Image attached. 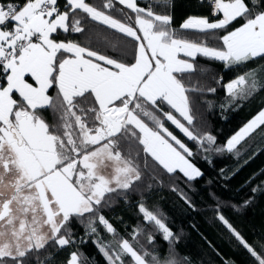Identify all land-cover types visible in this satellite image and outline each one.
<instances>
[{
    "label": "snow or ice",
    "instance_id": "6c2138e0",
    "mask_svg": "<svg viewBox=\"0 0 264 264\" xmlns=\"http://www.w3.org/2000/svg\"><path fill=\"white\" fill-rule=\"evenodd\" d=\"M168 3L63 0L61 7L59 0H0V264H48L52 257L41 260V250L85 244V237L105 264H190L175 252L180 236L167 216L143 192L142 222L129 238L103 210L117 198L127 202L146 177L158 179L156 171L182 175L190 185L204 175L197 157L211 165L214 155L239 160L247 152L246 142L264 128V107L221 145L198 126L192 94L215 95L222 86L221 112L238 109L264 87L256 70L227 82L212 75L210 83L193 85L192 76L208 75L198 58L221 62L225 70L264 58V0H207L210 16H189L179 29L170 14L154 10ZM61 32L84 39L54 38ZM228 171L221 168L220 176L229 179ZM171 190L194 208L178 184ZM251 191L253 197L231 206L248 207L264 182ZM209 195L214 219L254 264H264V243H250L223 214L224 203ZM73 221L84 227L79 241ZM101 227L112 239L105 240ZM157 235L169 245L167 256L159 254ZM63 264H85V257L72 251Z\"/></svg>",
    "mask_w": 264,
    "mask_h": 264
},
{
    "label": "trees",
    "instance_id": "16d2710c",
    "mask_svg": "<svg viewBox=\"0 0 264 264\" xmlns=\"http://www.w3.org/2000/svg\"><path fill=\"white\" fill-rule=\"evenodd\" d=\"M22 2V0H17ZM61 7L63 0H59ZM95 5H99L101 0H87ZM146 2V0H145ZM158 14H170L172 16V27L179 29L180 24L189 16H210L211 8L207 0H169L168 6L160 5L154 9ZM238 26V24L234 25ZM86 36L94 34L86 33ZM108 35H112L108 33ZM54 38L71 39L81 41L84 39L80 34H68L62 32ZM198 63L209 69L208 75L197 72L192 76V84L210 83L209 77H223L224 81H230L246 70H256L257 79L264 83V58H257L247 62L241 67H233L225 70L224 65L218 61H209L205 58H198ZM216 86V85H213ZM218 91L215 95L201 96L193 93L192 99L195 108L198 110V126L203 131H211L217 138L218 144H224L235 131L251 119L262 107H264V87L259 88L252 98L245 101L238 109H229L221 112L220 103L224 101L225 93L222 86H217ZM55 88L50 90V95H55ZM216 102V106L209 109L204 100ZM44 115L51 121V111L46 110ZM181 139H186L174 127L172 129ZM264 128L257 130L253 137L246 142L248 148L239 160L231 154L212 156V164L209 165L200 157L195 163L203 170V177L189 185L182 175L171 176L161 171H156L154 175L158 178L152 180L146 177L143 184L139 186V191L129 193L127 202L123 198H117L110 208H105L103 214L113 223L117 231L129 238V234L138 222H142L137 211V203L144 193L147 204L157 207L167 216L172 230L180 238L175 245V252L181 259H189L190 264H224L225 260H230L232 264H254L252 257L238 245L227 230L215 220V201L209 193H215L216 197L224 203L223 214L229 218L233 225L241 231L242 235L250 242L257 241L264 243V191L255 194L252 203L248 207L236 211L231 205H241L245 200L253 197L251 189L261 182H264ZM190 143V142H189ZM251 158V159H249ZM249 161L244 164V161ZM239 171L231 175L232 171L239 166ZM225 168L230 175L229 179L220 176V169ZM254 173L256 175L250 183H246ZM162 180V182H161ZM152 187L149 188L148 184ZM178 184L191 198L194 208L189 207L180 197L171 190L173 184ZM71 227L75 233L77 241L84 236V227L73 221ZM98 227H100L98 225ZM105 240L112 239V235L105 233L100 228ZM88 243L77 244L60 250L48 247L39 252V258L45 260L49 256L48 264H63L67 259L66 255L72 251H79L85 257V264H105V259L98 252L92 243V238L85 237ZM142 243L147 244L146 235L139 237ZM211 244V246H210ZM156 246L161 257L167 256L169 245L157 235ZM67 253V254H66Z\"/></svg>",
    "mask_w": 264,
    "mask_h": 264
},
{
    "label": "rangeland",
    "instance_id": "374dc122",
    "mask_svg": "<svg viewBox=\"0 0 264 264\" xmlns=\"http://www.w3.org/2000/svg\"><path fill=\"white\" fill-rule=\"evenodd\" d=\"M64 250V249H63ZM67 254V253H66ZM66 257H68V254L66 255Z\"/></svg>",
    "mask_w": 264,
    "mask_h": 264
}]
</instances>
